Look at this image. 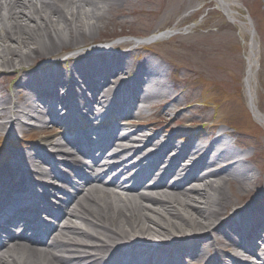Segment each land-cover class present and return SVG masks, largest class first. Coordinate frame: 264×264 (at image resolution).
Here are the masks:
<instances>
[{
  "label": "bare ground",
  "instance_id": "1",
  "mask_svg": "<svg viewBox=\"0 0 264 264\" xmlns=\"http://www.w3.org/2000/svg\"><path fill=\"white\" fill-rule=\"evenodd\" d=\"M121 1L0 0V72L15 77L5 96L0 88V132H45L69 121L71 137L43 136V145L10 153L0 167V264H188L195 257L259 264L250 243L264 239V194L241 206L261 184L250 154L230 142L233 131L209 132L203 142L202 129H128L118 122L155 100L168 112L178 98L156 60L133 65L134 50L85 44ZM217 1L229 15L236 5ZM70 47L80 52L66 58L69 68L52 61L34 68ZM256 52L253 38L244 83L264 125ZM110 117L115 124L106 128ZM183 133L191 140L177 142ZM53 178L62 181L54 191Z\"/></svg>",
  "mask_w": 264,
  "mask_h": 264
},
{
  "label": "rangeland",
  "instance_id": "2",
  "mask_svg": "<svg viewBox=\"0 0 264 264\" xmlns=\"http://www.w3.org/2000/svg\"><path fill=\"white\" fill-rule=\"evenodd\" d=\"M228 1L236 4L230 8V15L217 0L121 1L113 6L96 38H89L85 44L97 47L105 41H125L127 43L121 50H134L135 54L129 57L133 65L150 57L166 68L163 78L178 98L167 104L168 112L164 109L165 105L160 104L161 100L146 104L142 112L137 111L126 118V121L132 122L126 125L128 129L141 127L156 131H185L191 128L192 134L202 129L205 137L199 141L203 142L207 141L209 132L233 131L234 137L229 138L230 142L237 150L250 154L249 165L257 172L256 179L261 184L250 196L241 200V206H249L264 194V125L250 108L244 79L249 65L248 51L254 38L257 49L254 83L258 110L264 115V0ZM176 29L180 32L178 35L154 44L134 43L136 39L153 34L175 33ZM84 48L81 50L86 52ZM65 50L64 55L40 58L34 68L46 61L56 60L63 64L58 68H69L71 64L65 62L66 58L80 50L71 47ZM10 74L8 70L0 72V88L4 96L13 88L15 77ZM153 104L160 105L152 108ZM65 128L51 124L45 132L33 126H24L15 134L4 130L0 132V147L10 149L16 141L14 145L19 151L30 152V147L41 146L43 136L65 138ZM190 140L191 137L185 133L176 138L181 143ZM255 239L251 247H255L256 243L263 248L264 239ZM258 255L264 256L262 250L258 251ZM195 258L188 264L208 261L207 257L194 261ZM208 264H211L210 260Z\"/></svg>",
  "mask_w": 264,
  "mask_h": 264
}]
</instances>
